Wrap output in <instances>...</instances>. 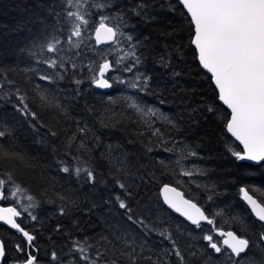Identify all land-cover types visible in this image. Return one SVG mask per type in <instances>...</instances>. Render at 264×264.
<instances>
[{
	"label": "trees",
	"instance_id": "trees-1",
	"mask_svg": "<svg viewBox=\"0 0 264 264\" xmlns=\"http://www.w3.org/2000/svg\"><path fill=\"white\" fill-rule=\"evenodd\" d=\"M88 2L91 36L86 41L78 37L65 49L71 60L60 50L47 51L48 44L70 34L65 0H0V85L4 86L0 120L15 130L11 138L0 139V177L4 191L12 183L33 200L19 223L36 237L28 246L20 233L0 226L9 257L18 241L26 255L38 257L39 264H56L50 259L52 251L59 264H80L77 255L85 254L78 252L80 246L90 258L95 257L94 247L106 249L105 239L114 249L120 246L113 237L115 225L142 242L145 257L151 256L154 264H177L173 241L186 264H211L217 256L203 236L221 228L219 215L230 218L226 228L258 241L264 227L243 202L240 188L264 205V165L237 162L233 157L242 147L226 131L230 111L219 101L211 75L198 61L191 43L194 26L179 0ZM140 4L146 6L143 11ZM103 15L118 19L133 35L131 44L138 42L135 51L141 63L131 73L117 70L127 79L137 73L149 75L150 91L125 88L112 77L109 91L91 83L95 71L89 69L105 59L99 50L106 45H97L93 38ZM52 60L56 68L50 67ZM133 62L128 60V65ZM44 75H51L52 81L41 79ZM76 80L83 83L77 85ZM8 81L25 95L37 119L16 112L15 97L4 102L5 94L14 91ZM80 128L86 131L81 133ZM63 166L71 171L63 173ZM76 167L93 171L95 183H88L84 172L76 176ZM117 180L129 187L131 198L118 188ZM163 184L181 189L211 214L215 224L191 226L169 210L160 196ZM115 195L125 199L133 219L144 220L147 234L127 221L118 201L112 199ZM258 248L248 254L258 253ZM103 264H112L111 258Z\"/></svg>",
	"mask_w": 264,
	"mask_h": 264
},
{
	"label": "snow or ice",
	"instance_id": "snow-or-ice-1",
	"mask_svg": "<svg viewBox=\"0 0 264 264\" xmlns=\"http://www.w3.org/2000/svg\"><path fill=\"white\" fill-rule=\"evenodd\" d=\"M181 5L186 10L190 17V22L194 26V33L191 40L192 45L198 53V61L203 69H206L214 81L215 87L218 89V98L224 105L230 109V119L226 123V131L231 134L235 141L242 145L241 151L232 153L237 162H249L257 166L264 165V0H180ZM65 4L69 10L64 13L70 21H72L71 33L67 39L71 40L74 37H81L82 25H88L89 20L79 11H73V8H80L79 4L73 3V0H65ZM101 7H104L101 5ZM146 6L140 4L141 11ZM134 14L139 15V12ZM107 16H100L98 27L95 28V42L97 45L105 41H117L120 39V28L109 26L105 21ZM134 37L129 34L127 41L130 42L132 51L126 53L133 59L131 65H125L123 70L133 72V70L141 63L140 57L135 49L137 44H131ZM61 43L56 40L55 43L48 44L47 51L52 53L57 51V45ZM45 63H48L47 61ZM166 66V65H165ZM51 68L57 67L56 60L50 62ZM59 67L64 68V62L61 61ZM72 69L77 66L72 64ZM96 75L92 76L91 83L102 90L111 89L112 82L106 78L107 74L116 73L117 67L108 59H104L96 69ZM55 75V74H54ZM45 81H52L51 75L40 77ZM63 79L62 76L59 77ZM115 79L119 83H125L118 75ZM151 77L143 73H137L135 82L131 83L133 89H138L141 92H148L149 82ZM75 83L80 85L81 80H76ZM14 91L5 94L4 102H7L12 97H15L16 102L12 103V108L22 117L37 119V113L29 109L25 95L20 93L12 81L7 82ZM0 85V90L3 89ZM111 101V97L108 98ZM163 103V102H161ZM134 106V105H133ZM34 127V126H33ZM12 124L7 121L0 120V139L11 138L14 134ZM79 131L84 133L85 128H80ZM159 132V129L156 130ZM53 136L56 133H52ZM99 140V137L96 138ZM151 151V149H148ZM196 156V152L191 153ZM63 173L71 171L69 166L61 168ZM75 175L79 176L84 172L87 176L88 183H95L93 171L88 168L76 167ZM191 175V172L186 173ZM5 181L0 179V186H3ZM118 188L131 198V191L124 183L116 181ZM243 200L251 206L258 221L264 225V205H261L249 194L245 188H240ZM118 201L119 209L124 210L125 218L131 224L142 227L145 234L149 231L144 220L139 217L133 219L132 209L119 195L112 197ZM162 200L175 213L182 214L192 225L200 227L202 221H206L209 225L214 224V221L209 219V215L205 210L198 207L196 203L189 199H185L183 194L178 192L175 187H170L168 184L162 186ZM60 214L63 215L64 209H60ZM23 213L16 207H0V222H5L12 229L17 230L26 238V243L31 246L36 237L26 231L21 223L17 222V217H21ZM35 221V215L30 217ZM113 233L114 239L120 244L119 247L113 248L105 239L106 249L101 250L100 247H94L92 251L95 253L94 258H90L86 254V248L80 246L79 253H85L83 256L77 255L80 264H103L104 260L111 258L112 264H154L151 256L145 257L146 247L143 243H138L125 228H116ZM59 231V226H57ZM214 231L220 237V243L214 241L212 234L203 236V240L207 242V247L212 254L219 258L221 255L230 251L228 256V264H239L240 260L244 259L250 250L256 249L259 245H264V231L259 233L258 241H250L248 238H243L234 231H224L215 228ZM119 233V234H117ZM163 235V233H161ZM127 236V240L124 237ZM78 243V242H77ZM18 252L25 250L19 244L15 245ZM172 253L177 258V264H186L185 259L181 256V252L177 250L175 242H172ZM169 255L168 252L164 253ZM244 254V255H242ZM63 255V254H62ZM264 256V252L261 253ZM66 258V257H65ZM50 259L59 264L57 253L52 251ZM203 259H207L204 257ZM195 262L196 258L193 257ZM39 264L36 255H26L25 258L15 260L9 257L5 242L0 239V264ZM250 264H264V259L259 261L253 260Z\"/></svg>",
	"mask_w": 264,
	"mask_h": 264
},
{
	"label": "rangeland",
	"instance_id": "rangeland-1",
	"mask_svg": "<svg viewBox=\"0 0 264 264\" xmlns=\"http://www.w3.org/2000/svg\"><path fill=\"white\" fill-rule=\"evenodd\" d=\"M73 3L79 4L80 8H73V11H79L80 14L85 15V18L87 20H89L88 25H82L81 26V31H82V36L81 38H83L85 41L86 39L89 38V36H91V30L88 27L90 22H91V15H92V11L90 10L91 5L89 4L88 0H73ZM103 16H107L109 19L106 20L110 25H113L117 28H120V39L119 42L114 41L111 44H108L106 46H104L103 48H100L99 52L100 55H102V57H105V59H108L109 61H111L113 63V65L115 67H118V69L121 67V69L124 68L125 65H128V60L133 61V59L130 56H126L125 54L132 51V48L130 47V42L127 41V32L125 30V27L119 22V20L116 18H113L111 16L108 15H103ZM70 21V20H69ZM71 26H72V21H70ZM115 23H117L118 25H116ZM97 26V25H96ZM96 28V27H95ZM94 32V30H93ZM71 33V30H70ZM56 40H60L61 43L59 45H57V50H60L63 52V57L65 59H71V54L69 52H65V49H69L70 47H72L78 40V37H74L71 40L66 39H56ZM55 40V41H56ZM55 43V42H54ZM63 44H66L63 46ZM70 56V58L68 57ZM73 59V58H72ZM71 59V60H72ZM104 61V60H103ZM75 62V59L73 60V63ZM103 62H101L100 64H102ZM99 64V65H100ZM94 75H96V73L94 72ZM119 76L121 79H123L126 83L127 86H124L125 88H130L131 87V83L135 82V76H130L127 79V74L123 75L121 72H119L118 70L116 71V73H108L107 74V78L111 81L115 76ZM122 84V83H121ZM5 195L7 193V201L9 202V205H13L16 208H18L21 212H25L26 210H30V206L33 205V200L30 198L29 195H27L22 189H20L19 187H17L14 184H9L8 187H5ZM222 213V212H221ZM220 213V214H221ZM23 216V215H22ZM220 220L218 221V226L221 227V229H223L228 223L231 224V220L230 218H228V216L226 215H219ZM236 220V219H235ZM214 234H216V232H213ZM212 233V235H213ZM217 235V234H216ZM215 236V235H214ZM12 241L15 240L16 238L11 237ZM220 240V239H219ZM14 241V242H15ZM220 243V241H219ZM18 244V241H16V245ZM259 252L258 253H251L248 254L246 256H244V259L240 260L239 264H250L251 261L259 259V258H263L264 256L261 255L262 252H264V245H259ZM26 252V250H25ZM25 252H18L17 250L13 253V257L15 260H20L22 261L25 258L26 253ZM257 254V255H256ZM226 255H224L223 257L220 258H211V264H228V258L225 257ZM222 259V260H221ZM215 260L216 263H214L213 261ZM257 261V260H256ZM9 264H13L12 261L9 262Z\"/></svg>",
	"mask_w": 264,
	"mask_h": 264
},
{
	"label": "water",
	"instance_id": "water-1",
	"mask_svg": "<svg viewBox=\"0 0 264 264\" xmlns=\"http://www.w3.org/2000/svg\"><path fill=\"white\" fill-rule=\"evenodd\" d=\"M179 2H180V0H179ZM186 11V10H185ZM106 23H108L107 21H105ZM109 24V23H108ZM109 26H112V27H115V26H113V25H110L109 24ZM96 27H98V25L96 26ZM94 33H95V30H94V32H93V38L95 39V35H94ZM114 41H105L104 43H101V44H99V46H102V45H108V44H111V43H113ZM198 54V53H197ZM202 67V66H201ZM206 72H208L206 69H204ZM209 73V72H208ZM210 74V73H209ZM211 75V74H210ZM107 78V77H106ZM213 81V80H212ZM213 83H214V81H213ZM102 90V89H101ZM110 89H107V90H105V91H109ZM218 90V89H217ZM220 101V100H219ZM222 104H223V102L222 101H220ZM224 105V104H223ZM226 108H227V106L226 105H224ZM228 109V108H227ZM229 111H230V109H228ZM230 119V118H229ZM230 134V133H229ZM231 135V134H230ZM239 143V142H238ZM241 147H242V145H241ZM0 179H1V177H0ZM170 187H175V186H173V185H170V184H168ZM176 189H177V191L178 192H180V193H182L183 194V196H184V198L185 199H189V198H187L186 196H185V194H184V192L181 190V189H179V188H177V187H175ZM249 194L250 195H252L250 192H249ZM160 196H161V199H162V187H161V189H160ZM253 196V195H252ZM5 198V192H4V190H3V188H2V186H0V201L1 200H3ZM253 198L254 199H256L257 200V202L258 203H260L259 202V200L256 198V197H254L253 196ZM242 199H243V197H242ZM189 200H191V199H189ZM163 201V200H162ZM191 201H193V200H191ZM244 201V200H243ZM194 203H196L195 201H193ZM245 203H246V205L249 207V209H250V211L252 212V214L254 215V217H255V214H254V212L251 210V206L250 205H248L247 204V202L246 201H244ZM164 203V202H163ZM197 204V203H196ZM261 204V203H260ZM164 205L169 209V210H171L172 212H174L175 213V211L173 210V209H170L165 203H164ZM261 205H263V204H261ZM197 206L198 207H201L199 204H197ZM0 207H15V206H13V205H1V203H0ZM202 208V207H201ZM18 209V208H17ZM203 209V208H202ZM19 210V209H18ZM206 212V211H205ZM175 214H177L179 217H181L183 220H185L187 223H189L191 226H195V225H192L191 224V222L190 221H188L187 220V218L186 217H183L182 216V214H179V213H175ZM206 214L208 215V213L206 212ZM22 218V216L21 217H17L16 219H17V222L19 223V219H21ZM256 218V217H255ZM209 219H211V220H213L214 221V219L212 218V217H210L209 216ZM257 220H258V218H256ZM201 225H209L206 221H202L201 222ZM0 226H5L7 229H9L10 231H12V232H18L17 230H14V229H12L10 226H8L5 222H0ZM196 227V226H195ZM27 231V230H26ZM19 233V232H18ZM21 234V233H20ZM22 235V234H21ZM24 238V237H23ZM0 239H1V237H0ZM24 239H26V238H24Z\"/></svg>",
	"mask_w": 264,
	"mask_h": 264
},
{
	"label": "flooded vegetation",
	"instance_id": "flooded-vegetation-1",
	"mask_svg": "<svg viewBox=\"0 0 264 264\" xmlns=\"http://www.w3.org/2000/svg\"><path fill=\"white\" fill-rule=\"evenodd\" d=\"M241 197H242V193H241ZM255 197V196H254ZM243 200V199H242ZM6 201V195H5V198L3 199V200H1L0 201V203H1V205H9V203L8 202H5ZM244 202V201H243ZM245 203V202H244ZM210 217H211V214H208ZM253 215V214H252ZM254 216V215H253ZM213 218V217H212ZM255 218V217H254ZM214 219V218H213ZM256 219V218H255ZM257 220V219H256ZM214 224H215V221H214ZM262 227H264V225H262L261 223H259ZM256 228H257V226H256ZM221 229V228H220ZM222 230H224V231H234V232H236L235 231V229H230V228H226V227H224ZM237 233V232H236ZM237 234H239V233H237ZM239 235H241V234H239ZM215 239H221L220 237H218V235L217 236H214V241H215ZM216 242V241H215ZM217 243L219 244V241H217ZM224 255H226L225 257L226 258H228V256L229 255H231V253H230V251L229 252H227V253H225V254H223V256H221V257H223L224 258ZM242 255H244V254H242ZM222 260V259H221Z\"/></svg>",
	"mask_w": 264,
	"mask_h": 264
},
{
	"label": "bare ground",
	"instance_id": "bare-ground-1",
	"mask_svg": "<svg viewBox=\"0 0 264 264\" xmlns=\"http://www.w3.org/2000/svg\"><path fill=\"white\" fill-rule=\"evenodd\" d=\"M246 204V203H245ZM249 208V207H248ZM252 213V212H251Z\"/></svg>",
	"mask_w": 264,
	"mask_h": 264
}]
</instances>
